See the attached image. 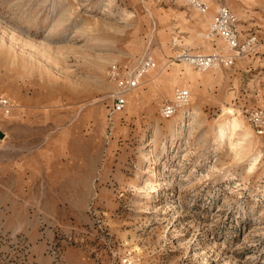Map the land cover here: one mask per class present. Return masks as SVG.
Instances as JSON below:
<instances>
[{
	"label": "rangeland",
	"instance_id": "obj_1",
	"mask_svg": "<svg viewBox=\"0 0 264 264\" xmlns=\"http://www.w3.org/2000/svg\"><path fill=\"white\" fill-rule=\"evenodd\" d=\"M208 2L0 0V264H264V133L244 110L264 105V0ZM219 3L255 46L207 70L175 60L230 51L209 32ZM145 53L110 112L112 67ZM178 86L179 121L159 113Z\"/></svg>",
	"mask_w": 264,
	"mask_h": 264
},
{
	"label": "built area",
	"instance_id": "obj_2",
	"mask_svg": "<svg viewBox=\"0 0 264 264\" xmlns=\"http://www.w3.org/2000/svg\"><path fill=\"white\" fill-rule=\"evenodd\" d=\"M186 5L194 8L200 13H205L209 9L207 0H180ZM210 34L220 35L227 45V53L220 51L202 52L183 47L175 50L173 58L178 61H185L194 68L206 70L222 64H231L237 55L244 54L255 46L257 37L255 34H248L242 37L235 13L225 4L219 3L215 12L211 15L209 23ZM155 66V60L150 53H145L137 63L130 69L119 70L113 66L110 72L111 79L114 80L115 88L110 105V112L121 110L126 101V93L140 84L142 76ZM190 99L188 88L178 86L174 89L170 100L162 102L159 106V113L163 117H170ZM12 103L4 94H0V112L8 115L11 111ZM245 116L257 133H264V105L246 106Z\"/></svg>",
	"mask_w": 264,
	"mask_h": 264
},
{
	"label": "bare ground",
	"instance_id": "obj_3",
	"mask_svg": "<svg viewBox=\"0 0 264 264\" xmlns=\"http://www.w3.org/2000/svg\"><path fill=\"white\" fill-rule=\"evenodd\" d=\"M187 63V62H186ZM187 64H189V63H187ZM190 66H192L191 64H189ZM207 70V69H206ZM188 104V103H187ZM187 104H184V105H182V106H180L179 108H178V110L177 111H180L182 108H184V106L186 107V105ZM227 109V111H229L228 113H230L231 115H229V117H228V120L229 121H231L230 123V126H229V129L231 130V136H230V139H231V137H232V135L233 134H235L236 133V131H237V128L238 127H240V120L238 119V117H237V114L234 112V110L232 109V108H226ZM176 111V112H177ZM176 112H174V114L176 113ZM186 111L184 110V109H182L180 112H179V114H176L175 116H173V115H171L170 117H172V119H174V120H182V118H183V114L185 113ZM224 123H220L219 124V128H224ZM221 130V129H220ZM256 161V157L255 158H253V163Z\"/></svg>",
	"mask_w": 264,
	"mask_h": 264
},
{
	"label": "crops",
	"instance_id": "obj_4",
	"mask_svg": "<svg viewBox=\"0 0 264 264\" xmlns=\"http://www.w3.org/2000/svg\"><path fill=\"white\" fill-rule=\"evenodd\" d=\"M208 1V0H207ZM209 3V2H208ZM185 4V3H184ZM227 5V4H226ZM230 9H231V7L229 6V5H227ZM232 10V9H231ZM233 11V10H232ZM215 12V8H214V11H213V13ZM234 12V11H233ZM210 20H211V18L209 19V22H208V25H209V23H210ZM251 32H249V34H250ZM256 35V34H255ZM257 37V36H256ZM218 51H220V50H218ZM220 52H222V51H220Z\"/></svg>",
	"mask_w": 264,
	"mask_h": 264
}]
</instances>
